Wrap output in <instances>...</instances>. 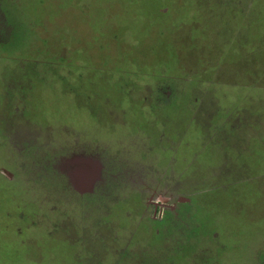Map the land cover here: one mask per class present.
Segmentation results:
<instances>
[{
	"label": "rangeland",
	"instance_id": "obj_1",
	"mask_svg": "<svg viewBox=\"0 0 264 264\" xmlns=\"http://www.w3.org/2000/svg\"><path fill=\"white\" fill-rule=\"evenodd\" d=\"M0 72V264H264V0H0Z\"/></svg>",
	"mask_w": 264,
	"mask_h": 264
},
{
	"label": "flooded vegetation",
	"instance_id": "obj_2",
	"mask_svg": "<svg viewBox=\"0 0 264 264\" xmlns=\"http://www.w3.org/2000/svg\"><path fill=\"white\" fill-rule=\"evenodd\" d=\"M0 76H1V74H0ZM92 125L93 126L90 129L87 128V132L90 133V134H95L97 130L94 129V124H92ZM83 130H84V127H83ZM114 134H116V133H114ZM81 163H85V169L87 167L89 170H92V171L94 170V179H93L92 183L89 184V187H90V186L93 185V183L95 181V177H96V174H97L96 172H97V169H98L97 164L96 163H93V165H92L90 163V161H82ZM81 163L80 164L77 163L78 165H75V167L77 168V170H82L81 169L82 168V164ZM69 176H71V182H72L71 184H72V186H74V188L75 187L76 188H79V189L80 188H85V186H86L87 183H79V181H76L75 182V180L72 179V175L70 173H69ZM86 191L87 190H80V191H78V193H79L80 196H83L85 194L84 192H86ZM182 201H183V199H178L175 203H162V202H159V201H151L148 204V207L149 208H152V214L149 217L150 220H151V222H154V221L159 220L157 222L159 224V222L161 221V218L163 217L162 216V214H163L162 211L165 210V209H167L168 211H170V213H174L175 218H179V219L180 218H183L184 220H189V221L191 220L190 226L192 227V216H191V213H189V211H187L186 213L185 212H181V210H182L181 208L184 207V206H187V204L184 203V202H182ZM178 206H179V209H178ZM156 232H157V230H156Z\"/></svg>",
	"mask_w": 264,
	"mask_h": 264
},
{
	"label": "water",
	"instance_id": "obj_3",
	"mask_svg": "<svg viewBox=\"0 0 264 264\" xmlns=\"http://www.w3.org/2000/svg\"><path fill=\"white\" fill-rule=\"evenodd\" d=\"M81 163V162H80ZM82 164V170H77L73 172V179L76 181H79V183H87L85 188H76V190H88L89 184L92 183L94 179V170H89L87 167L85 169V163Z\"/></svg>",
	"mask_w": 264,
	"mask_h": 264
},
{
	"label": "trees",
	"instance_id": "obj_4",
	"mask_svg": "<svg viewBox=\"0 0 264 264\" xmlns=\"http://www.w3.org/2000/svg\"><path fill=\"white\" fill-rule=\"evenodd\" d=\"M148 13H150L151 15L154 13V12H148ZM155 21V20H154Z\"/></svg>",
	"mask_w": 264,
	"mask_h": 264
}]
</instances>
